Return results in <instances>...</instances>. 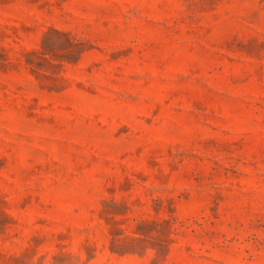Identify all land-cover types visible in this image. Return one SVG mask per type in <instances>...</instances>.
I'll use <instances>...</instances> for the list:
<instances>
[{"label":"rangeland","instance_id":"rangeland-1","mask_svg":"<svg viewBox=\"0 0 264 264\" xmlns=\"http://www.w3.org/2000/svg\"><path fill=\"white\" fill-rule=\"evenodd\" d=\"M0 264H264V0H0Z\"/></svg>","mask_w":264,"mask_h":264}]
</instances>
